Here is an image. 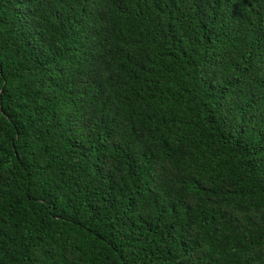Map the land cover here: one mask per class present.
I'll return each instance as SVG.
<instances>
[{"label": "trees", "instance_id": "16d2710c", "mask_svg": "<svg viewBox=\"0 0 264 264\" xmlns=\"http://www.w3.org/2000/svg\"><path fill=\"white\" fill-rule=\"evenodd\" d=\"M0 264H264V0H0Z\"/></svg>", "mask_w": 264, "mask_h": 264}]
</instances>
